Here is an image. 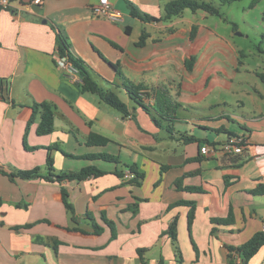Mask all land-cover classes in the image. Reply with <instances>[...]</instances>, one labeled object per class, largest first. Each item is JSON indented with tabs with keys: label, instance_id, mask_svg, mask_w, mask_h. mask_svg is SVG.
Here are the masks:
<instances>
[{
	"label": "crops",
	"instance_id": "0c3cea01",
	"mask_svg": "<svg viewBox=\"0 0 264 264\" xmlns=\"http://www.w3.org/2000/svg\"><path fill=\"white\" fill-rule=\"evenodd\" d=\"M110 1L116 17L98 12L100 0L0 5V264H144L142 258L147 264H228V247L264 228V194L251 193L264 185V87L247 91L254 108L246 109L239 77L243 48L234 38L238 27L228 31L221 22L210 23L207 12L191 10L168 21H144L131 15L127 0ZM131 1L161 16L169 0ZM60 30L98 85L126 95L121 99L133 114L124 116L97 93L83 91L80 71L74 74L59 52ZM143 32L148 36L140 46ZM111 63L151 95L168 87L180 104L175 130L197 140L169 137L131 99ZM95 65L110 69L106 83ZM145 100L154 103L153 97ZM43 102L55 111L48 134L37 131ZM91 132L110 141L89 145ZM237 135L251 144L248 153L202 154V146ZM49 153L56 173L90 165L105 173L62 182L14 175L35 167L49 174ZM91 153L118 161L82 157ZM129 166L144 173L141 184L117 173ZM181 201L196 206L191 226L190 205H177ZM230 215L233 221L224 222ZM175 220L181 259L168 233ZM249 264H264V245Z\"/></svg>",
	"mask_w": 264,
	"mask_h": 264
},
{
	"label": "trees",
	"instance_id": "16d2710c",
	"mask_svg": "<svg viewBox=\"0 0 264 264\" xmlns=\"http://www.w3.org/2000/svg\"><path fill=\"white\" fill-rule=\"evenodd\" d=\"M236 0H219L220 5L230 4ZM260 0H252L251 7H254ZM127 3L130 7L131 15L137 18H140L144 21H168L173 17L182 15L186 10H191L193 12H197L199 10H203L211 15L222 16L220 6L214 4L211 1L207 0H169L166 2L164 6V14L161 16H154L147 12L142 11L134 2L131 0H127ZM235 25V24H234ZM236 27V25H235ZM197 25H193L191 31V38L194 39L197 33ZM148 34L147 32H143L140 39L138 40V45H143L146 41ZM58 49L62 56H66L69 61L75 65L81 75L82 81V89L83 91H91L97 93L101 99L117 110L121 111L124 116H129L133 114L132 110L128 107V105L119 97L116 91L113 89H104L98 85L96 80L93 78L91 74V70L87 67L84 60L76 56L71 50V44L69 42L68 37L64 33L63 30L59 31L58 34ZM195 57H192L187 60V66L190 69L192 64L194 63ZM111 65L117 69L120 76L122 77L123 86L127 90L129 96L133 101H135L138 105H140L144 110L151 115L154 122L158 127L163 128L169 135V137L173 139H182L185 142L196 141L197 139L194 136L186 135L185 133H178L175 130V123L178 119L177 110L180 106L179 102L174 99L168 87H161L154 92V95L148 92L147 87L144 84H137L131 80H129L123 74L119 64L111 63ZM258 77L264 82V72H258ZM153 97L154 103L146 102V97ZM43 108V118L41 123L38 126L39 134H48L54 130V118L55 111L53 106L48 102H43L40 104ZM223 130V129H221ZM224 131V130H223ZM178 133V134H177ZM110 141L109 138L96 133L91 132L87 137V143L89 145H105ZM50 149V148H49ZM51 150V149H50ZM83 158L94 160V159H104L106 161L116 162L118 158L108 153H91L85 154L82 156ZM47 166L49 170V174H42L40 167H35L33 169L22 170L19 169L14 174L15 176H20L25 179H32L37 177H44L45 179L52 180L55 177V180L60 182L64 180H77L81 181L87 179L91 176H100L105 172L95 165H90L82 168L79 171H63L56 173L54 167V159L51 154H48L47 157ZM130 170L134 173V177L129 179L133 184H141L144 178V173L137 170L135 166H129ZM117 173L124 177L125 172L118 170ZM180 183V180L179 182ZM187 189L200 191V187L188 186ZM251 193L255 195H263L264 194V185L257 187L252 190ZM63 198L65 205L70 211H73L72 204L68 201V193L66 190L63 191ZM179 204L190 205V211L188 214L189 226L192 225L193 219L195 217V204L192 201H181ZM226 223H230L233 221L232 215L229 216L226 220H223ZM29 226V225H28ZM168 233L171 235L173 244L175 246V250L177 256L181 259V250L178 243L177 238V221L175 220L170 228ZM264 245V228L263 230L257 231L248 241L243 243L238 247L229 246V255H228V264H249L251 258L261 249ZM139 253L145 251L143 248H140ZM143 259V263L147 264V262Z\"/></svg>",
	"mask_w": 264,
	"mask_h": 264
},
{
	"label": "rangeland",
	"instance_id": "374dc122",
	"mask_svg": "<svg viewBox=\"0 0 264 264\" xmlns=\"http://www.w3.org/2000/svg\"><path fill=\"white\" fill-rule=\"evenodd\" d=\"M220 6L222 17L208 14L210 23L216 21L221 22L222 27L226 30L232 31V27L235 24L238 28L235 30L237 35L234 36L238 44L243 48V58L240 64V78L242 79V87L245 89L244 93L241 92L243 100L246 102V109L252 110L254 108L253 101L251 100L250 91L255 94V88L259 86L264 87V82L258 77V72H264V0H260L254 7H251L252 0H236L230 4L220 5L219 0H207ZM198 12H204L199 10ZM188 14H192V11H188ZM225 32L224 28L220 29ZM238 33H242L241 35ZM108 56H111V52H107ZM101 77V81L107 82L111 75L110 69L100 68L95 65ZM121 98L125 101L126 95L120 94ZM235 122L242 126L247 123L251 125V122L247 120L234 117ZM233 124L236 128H239L238 124Z\"/></svg>",
	"mask_w": 264,
	"mask_h": 264
},
{
	"label": "built area",
	"instance_id": "2783aa9c",
	"mask_svg": "<svg viewBox=\"0 0 264 264\" xmlns=\"http://www.w3.org/2000/svg\"><path fill=\"white\" fill-rule=\"evenodd\" d=\"M35 3H41L42 0H34ZM101 5L99 7L98 12L102 15H109L116 17L118 13L113 9L112 3L110 0H100ZM10 0H0L1 6H8ZM26 7L30 8V4H26ZM72 72L78 73L79 70L76 66L71 65ZM77 79V77L75 76ZM251 144L245 140L244 137L239 135L233 136L229 140L222 142V143H213V144H206L202 146L201 152L203 155L211 156L217 154L223 155H240L244 153H248L250 150ZM134 177V173L131 170H127L124 174V178L129 180Z\"/></svg>",
	"mask_w": 264,
	"mask_h": 264
},
{
	"label": "water",
	"instance_id": "95a60500",
	"mask_svg": "<svg viewBox=\"0 0 264 264\" xmlns=\"http://www.w3.org/2000/svg\"><path fill=\"white\" fill-rule=\"evenodd\" d=\"M32 7H35V10L38 11V12L40 11V8H41V6L38 5V4H36V6H32Z\"/></svg>",
	"mask_w": 264,
	"mask_h": 264
}]
</instances>
